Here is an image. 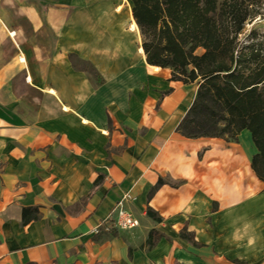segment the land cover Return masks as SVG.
<instances>
[{"label": "crops", "instance_id": "obj_1", "mask_svg": "<svg viewBox=\"0 0 264 264\" xmlns=\"http://www.w3.org/2000/svg\"><path fill=\"white\" fill-rule=\"evenodd\" d=\"M124 6L0 0V264H235L264 238L250 132L180 134L197 85L146 62ZM159 176L184 182L147 198ZM124 194L140 224L107 230Z\"/></svg>", "mask_w": 264, "mask_h": 264}, {"label": "trees", "instance_id": "obj_2", "mask_svg": "<svg viewBox=\"0 0 264 264\" xmlns=\"http://www.w3.org/2000/svg\"><path fill=\"white\" fill-rule=\"evenodd\" d=\"M130 2L132 24L142 36L140 50L146 62L170 68L173 80L197 85L177 131L190 138L234 141L247 129L256 147L251 168L264 182V35H257L253 28L246 42L239 39L246 21L263 12L249 7L253 4L249 0ZM199 48L200 53L196 52ZM183 182L159 176L147 198L164 183L177 186ZM146 214L161 220L150 207ZM154 233L149 231V244ZM179 234L195 244L186 228Z\"/></svg>", "mask_w": 264, "mask_h": 264}, {"label": "rangeland", "instance_id": "obj_3", "mask_svg": "<svg viewBox=\"0 0 264 264\" xmlns=\"http://www.w3.org/2000/svg\"><path fill=\"white\" fill-rule=\"evenodd\" d=\"M221 1V0H219ZM251 3L249 7L251 8H255V9H260L261 12H263V14L261 16H256L254 19L251 20H247L244 26V30L242 33L239 34V39L242 43L246 42L249 38V35L251 34V29L254 28V31L257 35H264V0H249ZM124 3L126 4V6H124V11L127 13V16L129 17L130 20V24H129V29L131 32H134L136 34L139 33V29L132 24V17H131V2L130 0H124ZM123 7L121 5L117 6V10H122ZM128 28V27H127ZM131 42H132V47L135 48V36L131 35ZM138 39V38H137ZM139 42H142V36L139 35ZM137 51L139 53H141L140 50V45L138 44L137 46ZM202 50L199 48L196 50V52L200 53ZM81 65H84L81 63ZM85 66V65H84ZM246 233V234H245ZM245 233H243V236H245L248 239H251L250 237L251 234L246 231ZM262 234H260L261 236ZM257 239H260V243H254V244H250L248 246V250L251 252L250 258H244V259H237L235 264H264V243H262V241L264 240V238L261 237H257ZM252 240V239H251ZM254 254V255H253ZM253 255V256H252ZM258 255V256H257Z\"/></svg>", "mask_w": 264, "mask_h": 264}, {"label": "built area", "instance_id": "obj_4", "mask_svg": "<svg viewBox=\"0 0 264 264\" xmlns=\"http://www.w3.org/2000/svg\"><path fill=\"white\" fill-rule=\"evenodd\" d=\"M128 197L127 194H124L116 203L117 215L115 219H110L106 222L105 228L110 230L112 228L119 229H132L137 227L140 224L139 219L134 216L129 210L125 209L123 205V200Z\"/></svg>", "mask_w": 264, "mask_h": 264}]
</instances>
